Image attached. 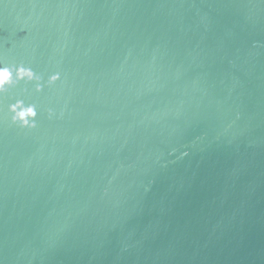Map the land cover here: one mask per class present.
<instances>
[{
	"label": "water",
	"instance_id": "95a60500",
	"mask_svg": "<svg viewBox=\"0 0 264 264\" xmlns=\"http://www.w3.org/2000/svg\"><path fill=\"white\" fill-rule=\"evenodd\" d=\"M0 264H264V0H0Z\"/></svg>",
	"mask_w": 264,
	"mask_h": 264
}]
</instances>
